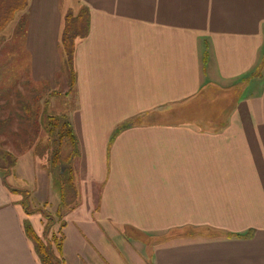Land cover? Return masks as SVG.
Returning <instances> with one entry per match:
<instances>
[{"label": "crops", "instance_id": "crops-1", "mask_svg": "<svg viewBox=\"0 0 264 264\" xmlns=\"http://www.w3.org/2000/svg\"><path fill=\"white\" fill-rule=\"evenodd\" d=\"M62 1L31 7L62 13ZM66 3L85 11L87 33L60 93L82 195L62 230L64 263L124 264L123 244L131 264H264V0ZM41 27L54 32L31 34L22 78L39 91L59 73V24ZM35 199L26 214L0 171V264H40L24 230L44 234L35 207L47 202Z\"/></svg>", "mask_w": 264, "mask_h": 264}, {"label": "rangeland", "instance_id": "rangeland-1", "mask_svg": "<svg viewBox=\"0 0 264 264\" xmlns=\"http://www.w3.org/2000/svg\"><path fill=\"white\" fill-rule=\"evenodd\" d=\"M53 7L55 6L50 7L48 11L39 12L31 7V0H25L23 10L16 12L13 19L0 29V171L8 186L24 198L22 206L27 210L34 208V202H38L35 198L38 200L45 198L47 205L35 208L53 219V225L50 220L42 219L43 226L50 233L57 231L61 221L72 223L75 216L72 214L73 210L82 205L76 163L73 169L77 197L73 208L60 205L59 199L57 200L58 186L55 185V179L51 175L53 169L50 158L54 146L48 142L43 119L46 115L67 114L70 108V100H65L60 93L65 88H70L69 78L63 67L64 54L61 38L65 16L70 12L71 6L63 0L60 5L62 13L55 11ZM21 17L23 21L19 23ZM43 24H59L57 48L59 73L56 74V79H48L40 83L37 87L39 91L24 86L22 78L28 77L29 72L34 69L28 39L29 37L32 39L30 45L33 51L38 49L36 45L38 38L35 35L31 38V34L54 32V29L49 31L42 28ZM35 25L38 27H34L33 30ZM43 45L45 52L49 51L51 58L46 70L53 72L56 69L54 46L48 41H45ZM19 85L22 86L20 93L23 91L24 94L20 95L21 97L18 96V99L15 97V101L11 103L8 98L11 96L10 92L16 90ZM45 99H47L46 102H44ZM25 104L32 105L30 115L22 109ZM131 245L136 251L142 249L139 242L131 241ZM116 248L121 251L122 263L131 264L128 254L122 253L125 246L120 244Z\"/></svg>", "mask_w": 264, "mask_h": 264}, {"label": "trees", "instance_id": "trees-1", "mask_svg": "<svg viewBox=\"0 0 264 264\" xmlns=\"http://www.w3.org/2000/svg\"><path fill=\"white\" fill-rule=\"evenodd\" d=\"M25 0H0V29L7 25L8 21L13 19L18 11H22ZM23 18L19 19V23ZM61 38V47L64 54L63 67L69 78L70 88L74 82L73 73V52L76 39L83 38L87 33V15L85 11L74 15L71 12L65 16L64 27ZM30 109L25 111L31 114ZM44 127L48 135V142L54 146L51 154L50 164L52 167L51 175L55 179V185L58 186V199L60 205H68L70 208L76 203V188L74 186V160L78 155L77 141L67 116L46 115L44 117ZM24 200V198H23ZM23 203V202H22ZM23 207V206H22ZM26 214L33 211L23 207ZM42 219L50 220L40 209H36ZM43 222V221H42ZM52 224V225H53ZM65 222L59 223V228L55 232H49L44 227V234L38 237L31 226L25 223L24 230L28 239L34 246V251L40 261V264H65L62 258V243L64 240L63 228Z\"/></svg>", "mask_w": 264, "mask_h": 264}]
</instances>
